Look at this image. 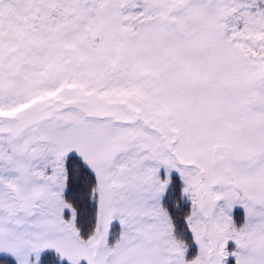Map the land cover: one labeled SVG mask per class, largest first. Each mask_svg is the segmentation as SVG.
<instances>
[{
	"label": "snow or ice",
	"instance_id": "6c2138e0",
	"mask_svg": "<svg viewBox=\"0 0 264 264\" xmlns=\"http://www.w3.org/2000/svg\"><path fill=\"white\" fill-rule=\"evenodd\" d=\"M0 264H264V0H0Z\"/></svg>",
	"mask_w": 264,
	"mask_h": 264
}]
</instances>
